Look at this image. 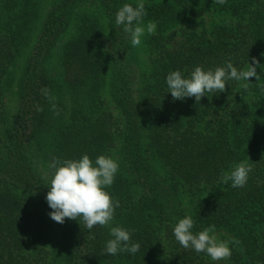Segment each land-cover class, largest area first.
Instances as JSON below:
<instances>
[{
	"label": "trees",
	"instance_id": "obj_1",
	"mask_svg": "<svg viewBox=\"0 0 264 264\" xmlns=\"http://www.w3.org/2000/svg\"><path fill=\"white\" fill-rule=\"evenodd\" d=\"M138 2L0 0V264H264V0H144L142 26L157 27L134 47L115 17ZM253 57L247 92L228 80L199 103L171 97L172 71L246 70ZM85 154L119 164L114 219L91 230L53 221L45 199L53 158ZM241 161L247 183L221 182ZM188 215L194 234L215 225L239 241L227 261L179 244ZM117 226L137 253H106Z\"/></svg>",
	"mask_w": 264,
	"mask_h": 264
},
{
	"label": "clouds",
	"instance_id": "obj_2",
	"mask_svg": "<svg viewBox=\"0 0 264 264\" xmlns=\"http://www.w3.org/2000/svg\"><path fill=\"white\" fill-rule=\"evenodd\" d=\"M216 2L222 5L226 0H216ZM145 15L144 0H139L135 7L126 3L116 13V25H122L123 31L130 34L131 44L134 47L141 44V37L145 34V27L142 26ZM156 27L155 22H149L147 33L155 34ZM257 67L261 65L255 57L252 58L251 64L248 63L246 70L239 71L231 60H228L224 66L216 67L214 70H204L201 66H196L189 78H185L179 70L172 71L166 77V84L174 101L194 97L196 103H199L206 92H224L228 80L247 81L240 85L247 92L249 78L260 79L256 71ZM42 91L46 97L49 95L47 88ZM36 110L43 109L37 105ZM49 167L54 171L45 199L52 209L48 215L53 221L63 224L65 218L69 220L82 218L85 227L91 230L96 225L106 226L114 219L119 201L114 200L106 188L114 183L119 169L117 161L109 156L100 155L93 162L85 154L78 160L61 161L54 157ZM252 170L253 163L241 161L233 166L230 173H222L221 182L231 181L233 188L243 187ZM194 223L192 217L188 215L180 219L173 228L175 239L184 249L191 248L196 253H206L213 261L231 257L229 244L239 243L238 240L218 239L214 234L215 225L205 227L194 234L192 232ZM133 231L120 226L112 227L110 235L113 238L106 242V253L110 255H116L118 252L137 253L140 244L131 240Z\"/></svg>",
	"mask_w": 264,
	"mask_h": 264
},
{
	"label": "rangeland",
	"instance_id": "obj_3",
	"mask_svg": "<svg viewBox=\"0 0 264 264\" xmlns=\"http://www.w3.org/2000/svg\"><path fill=\"white\" fill-rule=\"evenodd\" d=\"M145 27V34L141 37V38H143L145 35H147L148 33H147V26H144ZM139 57V59H140V61H143V59H145V56L143 57L141 54H140V56H138ZM8 104H7V112H8V114L9 115H11V114H13V112L15 111V99H14V97L12 96L11 98H10V100L7 102ZM217 237H218V239H220V240H229L228 238V234L227 233H225L224 231H221V230H216L215 231V233H214ZM213 261V260H212ZM221 261H223V262H225V261H227V259L226 260H221Z\"/></svg>",
	"mask_w": 264,
	"mask_h": 264
}]
</instances>
